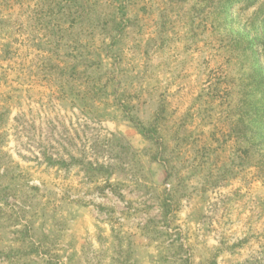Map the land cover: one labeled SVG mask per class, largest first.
Wrapping results in <instances>:
<instances>
[{
    "label": "rangeland",
    "instance_id": "374dc122",
    "mask_svg": "<svg viewBox=\"0 0 264 264\" xmlns=\"http://www.w3.org/2000/svg\"><path fill=\"white\" fill-rule=\"evenodd\" d=\"M37 1L0 0V264H264L235 125L264 0H120L125 30L74 57Z\"/></svg>",
    "mask_w": 264,
    "mask_h": 264
},
{
    "label": "trees",
    "instance_id": "16d2710c",
    "mask_svg": "<svg viewBox=\"0 0 264 264\" xmlns=\"http://www.w3.org/2000/svg\"><path fill=\"white\" fill-rule=\"evenodd\" d=\"M120 0H41L31 8L38 32L42 34L40 40L48 45H55L56 51L61 48L69 51L70 55L84 45L85 37L95 34L111 35L122 33L130 22L127 17L126 3L117 4ZM221 3L226 9L241 0H209ZM243 1V0H242ZM247 1V0H246ZM260 15V12H259ZM257 18V22L250 23L254 29V37L244 44V50L249 46H257V68L250 76L249 83L244 87L241 95L239 119L235 125L236 136L245 144L244 153L257 157V167L264 173V17ZM260 22V23H259ZM39 28V29H38ZM72 49V50H71ZM67 55L69 56V53ZM71 56H76L75 54ZM43 60L45 56H40ZM67 56L58 57L59 60ZM44 65V64H43ZM55 68L59 64L54 65Z\"/></svg>",
    "mask_w": 264,
    "mask_h": 264
}]
</instances>
